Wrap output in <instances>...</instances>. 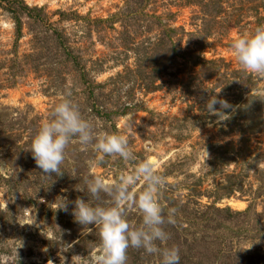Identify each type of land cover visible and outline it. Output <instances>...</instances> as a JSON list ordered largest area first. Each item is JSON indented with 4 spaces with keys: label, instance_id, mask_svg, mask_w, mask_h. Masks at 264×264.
Returning a JSON list of instances; mask_svg holds the SVG:
<instances>
[{
    "label": "rangeland",
    "instance_id": "1",
    "mask_svg": "<svg viewBox=\"0 0 264 264\" xmlns=\"http://www.w3.org/2000/svg\"><path fill=\"white\" fill-rule=\"evenodd\" d=\"M9 1L0 0V174L22 177L24 188L9 194L0 180V264H90L96 230L78 242L91 230L71 215L72 201L88 198L76 189L78 176L113 179L145 158L165 181L158 202L168 196L202 211H244L250 204L264 211V76L243 70L230 50L234 36L264 24V0H22L49 16L21 15L20 36L4 8ZM161 38L150 61L149 49ZM91 93L120 113L112 116L113 129L90 112ZM65 94L85 118L124 135L135 160L98 162L73 142L63 174H40L27 148ZM211 95L229 102L226 118L206 111ZM12 146L20 147L18 155ZM61 199L68 211L57 208ZM125 211L129 222H139L134 208ZM208 234L221 237L215 251L207 249L211 256L264 264L261 238ZM157 258L133 262L129 255L126 264H159Z\"/></svg>",
    "mask_w": 264,
    "mask_h": 264
},
{
    "label": "clouds",
    "instance_id": "2",
    "mask_svg": "<svg viewBox=\"0 0 264 264\" xmlns=\"http://www.w3.org/2000/svg\"><path fill=\"white\" fill-rule=\"evenodd\" d=\"M230 50L243 70L264 76V24L234 36ZM229 107L227 100L216 95H211L205 104L206 111L219 118L222 114L226 118L222 110ZM73 142L80 145L81 150L90 149L98 162L105 156L135 160L124 135L104 130L85 118L79 106L65 94L53 106L50 118L38 126L27 149L41 170L40 174L59 176L63 174L61 166L66 150ZM78 177L79 186L75 187L88 198L78 197L72 201L71 215L76 223L93 225L96 230L99 243L90 264H126L129 248L157 255L159 264H180L179 249L168 245L170 236L165 230V225L175 224V210L165 213L156 199L165 181L151 159L140 160L134 168L119 172L113 179L95 174ZM57 208L68 211L66 200L61 199ZM127 208L137 211L138 223L128 221Z\"/></svg>",
    "mask_w": 264,
    "mask_h": 264
},
{
    "label": "trees",
    "instance_id": "3",
    "mask_svg": "<svg viewBox=\"0 0 264 264\" xmlns=\"http://www.w3.org/2000/svg\"><path fill=\"white\" fill-rule=\"evenodd\" d=\"M4 6L5 10L12 13L13 18L16 24L17 35L20 36L22 30V19L21 15H25L27 18L32 20H43L44 15L41 14V10L28 6L22 0H11L6 2ZM0 5H3L0 3ZM50 19L49 17H47ZM54 35L57 36L59 41H63L62 34L57 30L54 32ZM165 39H159L156 42L157 47L150 48L152 56L150 58L153 61L159 56V52L162 48V44ZM167 42H164L166 44ZM62 44V43H61ZM164 46V45H163ZM65 52H69V56L74 61L78 60L76 56H72L71 52L65 49ZM77 63V62H76ZM87 107L90 109V112L97 120H101L104 126V129L112 128L113 124L111 123L112 116L120 115L119 112L114 113L103 108L102 104L98 102L97 97H93L92 93L89 95V100H87ZM110 124V126H108ZM115 128V127H114ZM113 129V128H112ZM109 131V130H108ZM110 132V131H109ZM11 150L15 151V155L20 153V147L13 146ZM18 150V151H16ZM9 166V164H7ZM0 180L7 187L9 194L17 193L19 190H23V178H13L12 176H2L0 174ZM260 195V194H259ZM257 195V197H260ZM256 199V198H255ZM160 206L164 209L165 213L170 210H175L174 212V225H165V230L169 233L170 239L168 240L169 246H175L179 249L180 255V264H245L240 261L237 254H229V256L220 255L217 257L214 253V256L206 253L207 249L210 248L215 251V248L220 244V236L210 235L208 232H221L227 231V239H239L241 237H247L252 235L251 238H257L264 241V225H262V216H264V211L258 213L252 209V205L244 211L232 210L230 208L219 209L214 207V205L207 206L204 211L199 208H194L191 206V203L194 202H183L180 200L174 201L172 198L165 196L164 200L158 202ZM2 212V211H0ZM3 213V212H2ZM249 218H253L254 225L252 227L247 226ZM228 223V224H227ZM93 225H89L87 229H92ZM95 234L94 230H91L78 242L83 240H89L93 238ZM214 239V240H213ZM260 240V242H261ZM258 242V243H260ZM130 255L133 262L137 260H142L144 257L149 258L152 255L146 254L143 250H137L129 248L127 250V257ZM157 256V255H154ZM158 257V256H157ZM159 263V257L157 258Z\"/></svg>",
    "mask_w": 264,
    "mask_h": 264
}]
</instances>
